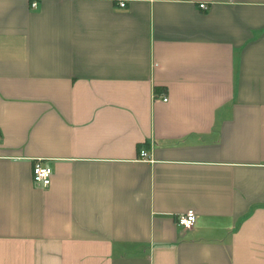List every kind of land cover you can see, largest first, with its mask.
Masks as SVG:
<instances>
[{"label": "crops", "instance_id": "crops-1", "mask_svg": "<svg viewBox=\"0 0 264 264\" xmlns=\"http://www.w3.org/2000/svg\"><path fill=\"white\" fill-rule=\"evenodd\" d=\"M0 264H264V0H0Z\"/></svg>", "mask_w": 264, "mask_h": 264}, {"label": "built area", "instance_id": "built-area-1", "mask_svg": "<svg viewBox=\"0 0 264 264\" xmlns=\"http://www.w3.org/2000/svg\"><path fill=\"white\" fill-rule=\"evenodd\" d=\"M35 5V4H33ZM120 7H124L125 2H120ZM201 8H206L204 3L199 4ZM163 100L165 101L166 98L164 97ZM140 158L146 159L147 152L145 150H140L139 153ZM53 174L52 167L50 165H45L41 163L40 160H36L32 167V181L36 186L39 187H47L50 184L51 176ZM196 213L194 210L189 209L185 211L183 214H180L176 218V222L182 228H191L195 221H196Z\"/></svg>", "mask_w": 264, "mask_h": 264}]
</instances>
